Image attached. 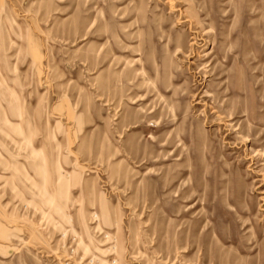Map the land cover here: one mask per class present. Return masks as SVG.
Here are the masks:
<instances>
[{"label":"rangeland","instance_id":"obj_1","mask_svg":"<svg viewBox=\"0 0 264 264\" xmlns=\"http://www.w3.org/2000/svg\"><path fill=\"white\" fill-rule=\"evenodd\" d=\"M0 264H264V0H0Z\"/></svg>","mask_w":264,"mask_h":264}]
</instances>
